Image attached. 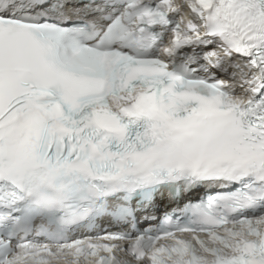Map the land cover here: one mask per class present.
Returning a JSON list of instances; mask_svg holds the SVG:
<instances>
[{
	"label": "snow or ice",
	"instance_id": "6c2138e0",
	"mask_svg": "<svg viewBox=\"0 0 264 264\" xmlns=\"http://www.w3.org/2000/svg\"><path fill=\"white\" fill-rule=\"evenodd\" d=\"M0 264H264V0H0Z\"/></svg>",
	"mask_w": 264,
	"mask_h": 264
}]
</instances>
